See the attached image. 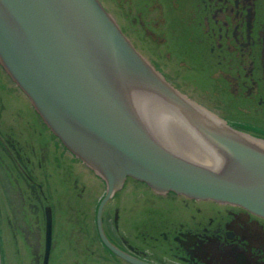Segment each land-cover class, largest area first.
<instances>
[{
  "label": "flooded vegetation",
  "instance_id": "af4514ba",
  "mask_svg": "<svg viewBox=\"0 0 264 264\" xmlns=\"http://www.w3.org/2000/svg\"><path fill=\"white\" fill-rule=\"evenodd\" d=\"M99 1L174 88L233 128L264 140V0ZM6 87L10 96L24 98L26 107H16L28 117L23 120L15 108L3 121L0 103L2 231L14 237L42 232L44 255L49 212L51 264L58 214L65 212L62 222L71 220L74 230H64L61 240L76 252L74 264H139L101 242L95 215L105 257L95 258L94 249L81 244L79 169L89 168L48 129L12 81ZM59 181L68 191L61 201ZM130 182L151 193L127 191L120 205L112 203L107 212L105 205L102 213L107 239L125 255L145 264H264V218L237 205L157 194L142 182ZM33 243L23 240L27 247Z\"/></svg>",
  "mask_w": 264,
  "mask_h": 264
},
{
  "label": "water",
  "instance_id": "95a60500",
  "mask_svg": "<svg viewBox=\"0 0 264 264\" xmlns=\"http://www.w3.org/2000/svg\"><path fill=\"white\" fill-rule=\"evenodd\" d=\"M0 66L65 148L97 175L106 203L125 180L157 194L240 206L264 218V140L174 88L99 0H0ZM51 248L47 213L44 255ZM0 264H6L0 219Z\"/></svg>",
  "mask_w": 264,
  "mask_h": 264
},
{
  "label": "rangeland",
  "instance_id": "374dc122",
  "mask_svg": "<svg viewBox=\"0 0 264 264\" xmlns=\"http://www.w3.org/2000/svg\"><path fill=\"white\" fill-rule=\"evenodd\" d=\"M10 83H11L10 79L7 77L6 73L0 67V103H2L5 106V108L3 109V116H2V118H4L3 121L7 119H11V117H13L12 113L15 112L14 109L17 108L16 105H22L26 107V102L24 98L17 97L15 95L10 96L8 94L9 90L7 91L6 86L7 84ZM3 84H5L6 86ZM18 111H20L21 113L17 111L16 112L20 114V117L22 116L23 120L26 119L25 117H28V114H26L28 112L22 109H18ZM4 115H7L8 117ZM58 185H59V191L57 196L61 198L59 201L65 200L64 198H66L68 195L67 188L63 185L62 181H59L57 186ZM79 188L81 194L79 198L81 244H84L85 242L84 245L86 246V248L88 247L94 249L93 256L95 258H104L106 252L102 247V245L99 243V239L95 231L96 229L94 228V224H93V220H94L93 216L95 215L97 204L105 192V184L92 171H90L89 169H85L81 165L79 169ZM127 191H129L128 193L141 195V196L151 193L144 185L137 184L133 186L129 180L124 185V188L121 190V193L118 192L116 194V197L106 204L105 212H107L108 207L111 206L112 203H116L120 205V203L117 202L120 201L122 195L124 193H127ZM65 217H66L65 212L62 213L59 212L58 214L59 221L57 222V227H56L57 234L55 238V240L57 239L58 244L54 246V249L52 251L53 260L51 261V264H60L61 263L59 262L60 259H65V261H62V264H74L72 259L75 258L77 255L76 252H74V250L66 248L64 239H63L64 241L61 240L62 236L64 237V235H67L66 233L63 234L64 230L67 229L66 232L68 231L69 233H71V231L74 230V227L71 224L72 223L71 220L68 222L69 224H63L62 220ZM32 222H34V219ZM33 232L29 234H16L14 237V235L2 231L6 264H41L42 254H43V233L42 232L33 233ZM93 233H94V238L92 236ZM24 239H26V241L28 240L34 242L33 243L34 246L31 247L25 246L23 244ZM62 241L63 244H61ZM88 241L89 243H92V245L88 246L86 244V242L88 243ZM36 242H38V244H36ZM81 253L82 252H80V257L83 256L81 255ZM56 259H58V261H56ZM79 264H82V262H79ZM91 264H103V262H99L97 260L96 262H93Z\"/></svg>",
  "mask_w": 264,
  "mask_h": 264
},
{
  "label": "bare ground",
  "instance_id": "6f19581e",
  "mask_svg": "<svg viewBox=\"0 0 264 264\" xmlns=\"http://www.w3.org/2000/svg\"><path fill=\"white\" fill-rule=\"evenodd\" d=\"M34 236V235H33ZM31 249V248H30Z\"/></svg>",
  "mask_w": 264,
  "mask_h": 264
}]
</instances>
